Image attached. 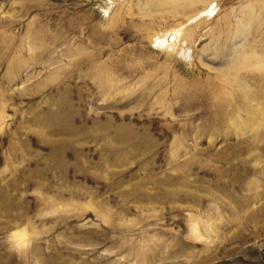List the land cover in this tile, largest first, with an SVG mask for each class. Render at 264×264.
Instances as JSON below:
<instances>
[{"label": "rangeland", "instance_id": "1", "mask_svg": "<svg viewBox=\"0 0 264 264\" xmlns=\"http://www.w3.org/2000/svg\"><path fill=\"white\" fill-rule=\"evenodd\" d=\"M154 1L0 0V264H264V0Z\"/></svg>", "mask_w": 264, "mask_h": 264}, {"label": "bare ground", "instance_id": "2", "mask_svg": "<svg viewBox=\"0 0 264 264\" xmlns=\"http://www.w3.org/2000/svg\"><path fill=\"white\" fill-rule=\"evenodd\" d=\"M152 3L155 2L154 0H150ZM164 1V0H162ZM172 3L171 4V7H175L177 8L181 3H185V2H188L189 0H171ZM168 6V5H167ZM152 8V7H151ZM166 8V7H165ZM209 8V7H208ZM208 8H205L201 11H199L197 14H195L194 16H191L189 17L188 21L186 22H183V23H180L179 25H176V26H172L171 28H168L166 29L163 33H160V32H157L154 34L153 37H160V40L161 43L165 44L164 48L166 49H170L172 48L173 50L171 52H176L177 54H186V52L190 49L188 46H189V43L186 42L184 43V41H187L189 39V37H191V35H189L188 33V26L192 23H199L204 15H209L205 12L206 9ZM205 12V13H204ZM193 17H199L197 20L195 21H190ZM240 32V31H239ZM168 34H171L172 35V38H171V41H169V37ZM192 38V37H191ZM156 40V39H155ZM154 40V41H155ZM189 41V40H188ZM216 43V42H215ZM162 48V47H161ZM216 51V50H215ZM250 50H247L245 52L244 55H246V57L248 56ZM248 53V54H247ZM251 53V52H250ZM185 58V57H184ZM187 58V57H186ZM192 58V57H191ZM244 60V61H243ZM192 61V60H191ZM246 58L245 59H241V57L238 58H235L232 62H231V66H233L232 68H234V66L238 67L239 63H243V64H246ZM224 73H229V69L228 70H224ZM232 78V77H231ZM241 79H242V76H241ZM225 83L226 84H231L232 80L230 79V77L227 75L225 78ZM237 81V80H236ZM247 81V80H246ZM245 82V81H244ZM241 83H243L241 81ZM245 86V85H244ZM259 91V90H258ZM257 93V92H256ZM224 94H227V92L225 91ZM250 94V93H249ZM252 94V93H251ZM249 96V95H248ZM259 96V95H258ZM256 97L257 99V104L256 106H254V108L249 109V115H252V121L249 123L246 122V121H241L239 124H240V127L241 128H244V127H250L251 129H259L261 127H264V105L262 104V99L264 97V93H261L260 97ZM239 99V97H238ZM255 101V100H254ZM253 102V101H252ZM249 104V103H248ZM251 104V103H250ZM246 110V109H245ZM242 111V110H241ZM233 121V120H232ZM258 139L260 141H263L264 140V135L263 134H259L258 135Z\"/></svg>", "mask_w": 264, "mask_h": 264}, {"label": "clouds", "instance_id": "3", "mask_svg": "<svg viewBox=\"0 0 264 264\" xmlns=\"http://www.w3.org/2000/svg\"><path fill=\"white\" fill-rule=\"evenodd\" d=\"M39 238L38 231L31 220H25L8 234V241L13 250L23 252L29 250Z\"/></svg>", "mask_w": 264, "mask_h": 264}]
</instances>
